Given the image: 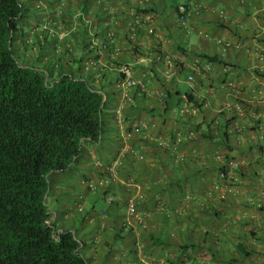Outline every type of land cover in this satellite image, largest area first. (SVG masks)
<instances>
[{"label":"crops","instance_id":"0c3cea01","mask_svg":"<svg viewBox=\"0 0 264 264\" xmlns=\"http://www.w3.org/2000/svg\"><path fill=\"white\" fill-rule=\"evenodd\" d=\"M27 3L23 61L106 93L102 141L50 177L88 263L264 264V0Z\"/></svg>","mask_w":264,"mask_h":264},{"label":"trees","instance_id":"16d2710c","mask_svg":"<svg viewBox=\"0 0 264 264\" xmlns=\"http://www.w3.org/2000/svg\"><path fill=\"white\" fill-rule=\"evenodd\" d=\"M27 1L0 0V264H89L48 196L51 175L76 165L87 141H102L106 93L73 70L22 61Z\"/></svg>","mask_w":264,"mask_h":264},{"label":"built area","instance_id":"2783aa9c","mask_svg":"<svg viewBox=\"0 0 264 264\" xmlns=\"http://www.w3.org/2000/svg\"><path fill=\"white\" fill-rule=\"evenodd\" d=\"M188 17H189L188 8L186 6H181L179 8V20L181 21V23L186 24ZM151 32H153V31H151ZM121 71L126 76L125 77V79H126L125 85H127L128 87H133V86L137 85V82H135L133 80V72L129 67H124V68H122ZM188 80L192 85H194L195 77L193 75H191ZM185 100H186L187 104L190 103L188 97H186ZM229 165H230V167H236V163L234 161H229ZM91 187L95 188L94 186H91ZM128 218L130 220L137 219V218L140 219L138 214H137V203L135 201H131L130 204L128 205ZM140 222H141V220H140Z\"/></svg>","mask_w":264,"mask_h":264},{"label":"rangeland","instance_id":"374dc122","mask_svg":"<svg viewBox=\"0 0 264 264\" xmlns=\"http://www.w3.org/2000/svg\"><path fill=\"white\" fill-rule=\"evenodd\" d=\"M27 32H31L30 31V29L29 28H27ZM28 59L29 60H31V62H32V60L33 61H37V59H38V63L36 64L37 66H39L42 70H44L45 69V65H43V61L41 62V60H42V58H37L34 54H32V53H30L29 54V56H28ZM23 61V60H22ZM46 68H48L49 69V66L48 67H46ZM44 71H46V70H44ZM48 71V70H47ZM51 71V70H50ZM51 72H53V71H51ZM53 202H52V199L51 198H49V200H48V206H49V208H50V210L52 211V209H53ZM103 206V201H101L100 203H99V205H98V209H101V207Z\"/></svg>","mask_w":264,"mask_h":264}]
</instances>
